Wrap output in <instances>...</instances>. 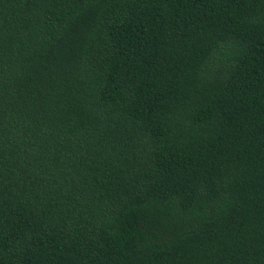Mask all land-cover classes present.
<instances>
[{
  "label": "trees",
  "instance_id": "1",
  "mask_svg": "<svg viewBox=\"0 0 264 264\" xmlns=\"http://www.w3.org/2000/svg\"><path fill=\"white\" fill-rule=\"evenodd\" d=\"M0 264H264V0H0Z\"/></svg>",
  "mask_w": 264,
  "mask_h": 264
}]
</instances>
